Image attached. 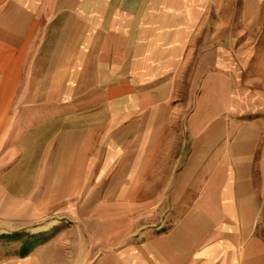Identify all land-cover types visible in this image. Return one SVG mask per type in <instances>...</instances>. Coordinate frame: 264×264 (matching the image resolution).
<instances>
[{"label": "rangeland", "instance_id": "1", "mask_svg": "<svg viewBox=\"0 0 264 264\" xmlns=\"http://www.w3.org/2000/svg\"><path fill=\"white\" fill-rule=\"evenodd\" d=\"M141 1L112 0V21L95 22L89 41L77 40L88 26L74 0H63L62 7L42 6L32 15L19 11L13 21H0V261L62 229L79 237L86 227L81 237L90 250L87 264L98 257L91 235L95 240L113 235L117 244L126 238L128 264H158L148 261L143 246L173 224L167 214L151 213L152 145L165 152L172 148L179 168L189 144L184 120L201 93L206 65L224 69L239 82L234 94L241 117L264 111V0L249 1L247 8L245 0H226L228 5L212 10L209 19L216 22L195 32L191 53L176 58L174 66L158 39L144 37L153 32L140 28ZM220 46L228 48L212 53L221 51ZM60 77L62 86L56 85ZM168 78L173 81L164 89L168 100L159 103L161 84ZM27 90L47 91L55 101L25 100ZM177 106L184 109L176 113ZM44 114L46 118L39 117ZM141 120L149 128L163 126L162 134L138 139L119 134L126 127L133 133ZM125 137L128 148L120 151ZM108 143L112 155L104 167ZM137 148L149 157L136 158ZM165 178L156 175V190L167 189ZM25 192V197H13ZM67 195L72 197H62ZM160 202L167 206V200ZM121 215L127 217L126 236L119 234ZM184 231L176 227L161 243L162 252L168 250L167 241L174 246L181 241ZM119 245L109 250L119 251ZM95 264L106 263L100 257Z\"/></svg>", "mask_w": 264, "mask_h": 264}, {"label": "crops", "instance_id": "2", "mask_svg": "<svg viewBox=\"0 0 264 264\" xmlns=\"http://www.w3.org/2000/svg\"><path fill=\"white\" fill-rule=\"evenodd\" d=\"M111 1L74 0L76 12L86 19L88 26V30L82 31L77 40H91L95 34V22L106 17L112 21L114 12L109 11ZM225 1L142 0L141 4L145 7L142 9L143 22H140V28L152 30L150 36L144 34V37L158 39L163 52L169 55V61L174 66L176 58L191 53L190 44L191 39L195 38V32L205 30L209 23L216 22L209 19V14L212 10L218 11L217 8L228 5ZM249 1L256 3V0H245V8L250 6ZM62 2L63 0H0V21H13L14 15L19 11L32 15L42 6L62 7ZM217 21L225 22L223 18ZM230 21L231 18H228L227 24ZM9 47L14 50L15 44L10 43ZM227 48L220 46L218 49H222L221 51L212 53H223ZM205 70L201 79V93L193 110L184 120L189 144L179 168L176 169V153L172 148L165 152L160 148L156 150L155 144L152 145L150 157L153 189L151 196L148 195L153 200L151 213L167 214V221L172 220L173 225L166 232L157 233L146 241L142 249L143 255L148 261L158 264H264V111H256L252 117H241L243 112L234 94L239 82L232 76L228 77L224 69L218 66L207 64ZM61 81L60 77L56 85L62 86ZM122 83L120 80L121 87ZM172 85L171 79L163 80V92ZM24 96L25 100L41 104L55 101L49 98L47 91L31 94L27 90L24 91ZM167 100L168 93L164 92L157 102ZM180 109H184V106H177L176 113ZM46 116L44 114L39 117ZM163 129V126L158 125L146 127L141 120L133 133H128L126 127L120 128L119 134H135L138 139L145 134L160 136ZM109 134L111 135V130ZM110 144L108 143L109 152L104 167L107 160L109 164L112 155ZM137 145L140 147L139 143ZM127 148L125 137L120 142L119 150ZM136 152V158L140 157L142 161L149 157L143 148H137ZM141 165L143 175L146 169L144 163ZM137 173L140 175L139 171ZM156 175H161L162 178L166 176V190L155 189ZM136 181L139 182V179ZM27 193L13 197L22 198ZM139 193L141 192L136 191V195ZM161 199L167 200V206L161 207ZM122 217L124 221L120 224L119 234L126 236L127 217L121 215V219ZM176 227H182L185 235L175 246L167 241L168 250L163 253L161 243L168 240ZM85 229L81 228V236H84ZM81 236L72 237L62 229L33 246L28 253L9 256L1 260L0 264H87L90 250L87 240ZM91 236L93 239L88 240L93 248L92 252L98 254L95 263L103 257L106 264H128L126 238L120 239L119 245L117 240H112L113 235L99 240ZM116 245L120 246L119 251L109 250ZM147 254H150V258Z\"/></svg>", "mask_w": 264, "mask_h": 264}, {"label": "trees", "instance_id": "3", "mask_svg": "<svg viewBox=\"0 0 264 264\" xmlns=\"http://www.w3.org/2000/svg\"><path fill=\"white\" fill-rule=\"evenodd\" d=\"M30 249L25 250L22 254H26L29 252Z\"/></svg>", "mask_w": 264, "mask_h": 264}]
</instances>
